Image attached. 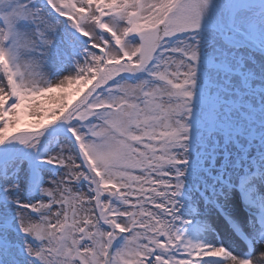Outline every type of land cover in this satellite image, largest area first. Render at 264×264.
<instances>
[{"label":"snow or ice","instance_id":"1","mask_svg":"<svg viewBox=\"0 0 264 264\" xmlns=\"http://www.w3.org/2000/svg\"><path fill=\"white\" fill-rule=\"evenodd\" d=\"M0 264H264V0H0Z\"/></svg>","mask_w":264,"mask_h":264}]
</instances>
